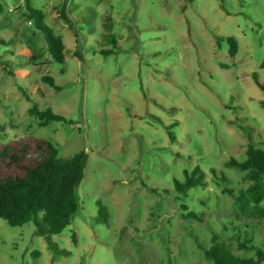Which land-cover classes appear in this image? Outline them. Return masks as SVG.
I'll list each match as a JSON object with an SVG mask.
<instances>
[{"label":"rangeland","instance_id":"374dc122","mask_svg":"<svg viewBox=\"0 0 264 264\" xmlns=\"http://www.w3.org/2000/svg\"><path fill=\"white\" fill-rule=\"evenodd\" d=\"M61 1L30 0L62 40L60 64L25 19L23 0H0V143L34 136L60 157L86 152L79 210L51 236L70 253L54 256L31 221L11 227L0 218V264H211L196 244L208 247L212 234L236 257H256L239 243L264 253V219L234 212L249 182L224 165L245 159L238 126L264 149V90L251 77L264 85V0H68L70 24L55 18ZM32 104L71 123L39 126ZM173 122L171 142L165 127ZM194 166L204 185L177 192L173 180ZM99 206L107 224L97 220Z\"/></svg>","mask_w":264,"mask_h":264},{"label":"trees","instance_id":"16d2710c","mask_svg":"<svg viewBox=\"0 0 264 264\" xmlns=\"http://www.w3.org/2000/svg\"><path fill=\"white\" fill-rule=\"evenodd\" d=\"M67 3L68 0L61 1L55 11V18L70 24ZM23 4L25 8L23 15L26 20L33 23L35 30L41 33L50 58L56 63H63L64 45L61 38L44 23L43 11L32 7L30 0H23ZM108 25L109 22L104 24L105 28ZM104 39L114 48L119 47L114 34L107 33ZM226 43L228 54L234 56L237 50L235 38L227 37ZM99 53L107 56L113 51L105 49ZM76 55L81 61V56ZM261 65L264 67V61ZM3 70L12 75L5 67ZM251 77L254 84L260 90H264V85L257 80L256 73H252ZM42 81L55 91L60 89L51 76H43ZM17 90L26 100H30L23 88L17 86ZM258 106L264 109V99L258 101ZM28 114L38 120L39 126H45L51 121L71 123L62 115L53 113L50 108L39 110L35 104L28 108ZM175 125L173 122L165 127L171 142L175 139L172 132ZM238 128L247 138L245 159L237 161L229 158L224 165L242 172L243 178L249 183L234 198L236 207L234 212L242 219H264V206H261L264 200V149L255 147L248 130L242 126ZM86 162L87 154L83 149L71 156L60 157L57 147L42 137L23 136L17 140L0 143V218L11 227L31 221L35 233L44 239L47 249L54 256L68 255L70 253L68 250L57 248L51 236L61 233L79 210L77 188L84 177ZM211 172L215 174L214 169H211ZM222 181L226 180L222 177ZM204 183V172L199 166H194L190 171H183L182 181L174 179L173 187L177 192L185 193L189 188ZM185 217L199 219L194 212H188ZM97 220L107 224V211L102 206L98 207ZM70 240L73 244L76 243L74 232L71 233ZM196 247L211 264H259L264 260V253L259 248L245 243H239L238 248L252 249L256 257L242 259L234 256L228 246L218 242L216 234H212L208 247L199 244H196ZM36 254L37 252H34L32 255Z\"/></svg>","mask_w":264,"mask_h":264}]
</instances>
